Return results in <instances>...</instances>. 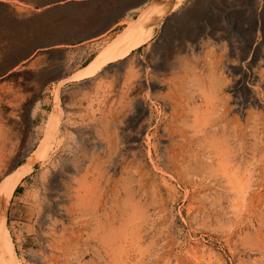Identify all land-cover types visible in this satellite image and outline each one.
Returning <instances> with one entry per match:
<instances>
[{
  "label": "rangeland",
  "instance_id": "374dc122",
  "mask_svg": "<svg viewBox=\"0 0 264 264\" xmlns=\"http://www.w3.org/2000/svg\"><path fill=\"white\" fill-rule=\"evenodd\" d=\"M3 1L0 186L50 149L5 208L19 263L264 264V0H185L93 78L79 75L136 0ZM111 18L95 40L35 50Z\"/></svg>",
  "mask_w": 264,
  "mask_h": 264
},
{
  "label": "bare ground",
  "instance_id": "6f19581e",
  "mask_svg": "<svg viewBox=\"0 0 264 264\" xmlns=\"http://www.w3.org/2000/svg\"><path fill=\"white\" fill-rule=\"evenodd\" d=\"M5 1V0H4ZM3 1V2H4ZM83 0H66L61 1L56 5L58 7H63L66 3H74V2H82ZM185 0H164L157 4H155L153 7H149L148 9L143 10L141 6L146 5V2L140 6L130 8L129 10H135L142 12L141 16L136 21H129L127 24V28L125 31H123L113 42L110 43L109 46L104 48L102 52L85 68L81 71L79 78L84 77H96L98 76L105 68L110 66L111 64L127 60L130 58L134 52L139 50L144 45H149L152 38L153 33L156 27H158L161 22L162 18L165 17V15L169 14L171 10L176 9L179 7ZM5 4V3H4ZM7 4V1H6ZM75 4V3H74ZM253 4V3H252ZM147 6V5H146ZM51 7V6H50ZM48 8V7H47ZM60 9V8H59ZM64 9V8H63ZM69 9V8H68ZM72 9V8H71ZM61 10V9H60ZM65 11V10H64ZM51 12V11H50ZM49 12V13H50ZM61 12V11H60ZM56 13V11H55ZM94 14V13H93ZM69 18V17H68ZM94 18V17H93ZM97 18V17H96ZM256 19V18H255ZM68 20V19H67ZM257 22V21H256ZM259 22V21H258ZM90 23V22H89ZM93 23V22H92ZM256 24V23H255ZM263 24V23H262ZM264 25V24H263ZM254 26V25H253ZM105 34V33H104ZM103 34V35H104ZM21 35V34H20ZM102 36V35H101ZM98 38V37H97ZM95 38V39H97ZM29 39V38H28ZM93 39V40H95ZM92 41V40H91ZM90 42V41H89ZM86 43V42H85ZM57 46V45H55ZM255 47V46H254ZM55 48H59L55 47ZM48 49V48H47ZM255 49V48H254ZM261 49V48H260ZM259 49V50H260ZM46 50V49H45ZM258 50V49H257ZM251 51V50H250ZM255 51V50H254ZM263 51V50H260ZM259 51V52H260ZM251 53V52H250ZM261 53V52H260ZM263 53V52H262ZM261 53V54H262ZM254 54V53H253ZM248 55V54H247ZM253 56L255 60H259V54H254ZM252 56V55H251ZM264 56V55H263ZM242 57H245L242 56ZM143 58V57H142ZM243 59V58H242ZM143 60V59H142ZM236 60V59H235ZM251 60V59H250ZM256 60V61H257ZM145 61V59H144ZM228 62V61H227ZM252 62V61H251ZM229 63V62H228ZM231 63V62H230ZM224 64V63H223ZM251 65V64H249ZM224 66V65H223ZM248 66V65H247ZM246 66V67H247ZM254 66V65H253ZM142 67V66H141ZM148 67V66H147ZM150 67V66H149ZM226 67V66H224ZM144 68V67H143ZM146 69V66H145ZM228 70V68H227ZM231 70V69H230ZM242 70V69H241ZM244 70L247 71V69L244 66ZM253 70V69H252ZM142 71V70H141ZM233 71V69L231 70ZM147 72V71H146ZM152 72V71H151ZM234 72V71H233ZM240 72V71H239ZM246 72L243 71L241 81L237 84L236 90L237 92H240V90L243 88L244 80L246 79ZM151 74V73H150ZM223 74V73H222ZM150 76V75H149ZM230 76V75H229ZM151 77V76H150ZM141 78V77H139ZM228 78V77H227ZM220 79V78H219ZM234 79V78H233ZM249 79V78H248ZM218 80V79H217ZM221 80V79H220ZM223 80V79H222ZM221 80V81H222ZM63 83V81H61ZM152 82V81H151ZM223 82V81H222ZM226 82V81H225ZM150 83V82H149ZM154 84V83H153ZM156 84V83H155ZM221 84V82H220ZM149 85V84H148ZM151 85V84H150ZM225 85V84H224ZM246 85V84H245ZM156 87V86H155ZM245 87V86H244ZM230 88V87H229ZM256 88V87H255ZM254 88V89H255ZM150 89V88H149ZM243 90V89H242ZM235 91V90H234ZM256 91V90H255ZM254 91V92H255ZM152 92V91H151ZM152 94V93H151ZM240 96V94H238ZM241 97V96H240ZM149 98V97H148ZM243 98V97H241ZM246 98V97H245ZM220 99V98H219ZM249 101V100H248ZM247 103V102H246ZM250 103V102H249ZM147 104V103H146ZM229 108V107H227ZM141 111V110H140ZM202 127V126H201ZM52 129L58 130V126L56 121L52 123ZM52 132L54 133L55 131ZM51 132V131H50ZM223 132V131H222ZM52 136V135H51ZM147 137V136H146ZM51 140V139H50ZM49 140V141H50ZM52 142V141H51ZM54 142V140H53ZM78 145V144H77ZM49 148L47 144H44L40 151H38V154L36 157L30 158L28 161V164L19 172H16L15 175L12 177H7L8 181L5 184H2L0 186V249H1V259L0 264H20L17 260V257L15 255V248H13L12 243L9 241L10 237H7V232L5 230L4 226V220L5 217V208L7 207L8 202L11 200L13 194L17 190L18 186L22 182L23 178L28 176L33 171V164L35 160L42 159L45 160L48 157ZM77 153V152H75ZM73 155V154H72ZM66 160V159H65ZM65 164V163H64ZM57 166V164H56ZM55 167V166H53ZM57 168V167H56ZM52 169V168H51ZM60 169V168H59ZM55 171V170H54ZM62 171V170H61ZM50 172V171H49ZM60 172V171H59ZM65 172V171H64ZM63 172V174H65ZM67 172V171H66ZM46 173V172H45ZM60 174V173H58ZM55 176V175H54ZM46 180V179H45ZM53 182V180H52ZM51 182V183H52ZM54 183V182H53ZM52 183V184H53ZM45 186V185H44ZM235 186V185H234ZM47 200V199H46ZM49 200H47L48 202ZM41 202V201H40Z\"/></svg>",
  "mask_w": 264,
  "mask_h": 264
},
{
  "label": "water",
  "instance_id": "95a60500",
  "mask_svg": "<svg viewBox=\"0 0 264 264\" xmlns=\"http://www.w3.org/2000/svg\"><path fill=\"white\" fill-rule=\"evenodd\" d=\"M145 2L146 0H136L129 5V9L140 6ZM0 6H3V8L5 7L4 5H0ZM114 22H115V18H111L101 25L98 26L95 25L93 28H90V25L81 21L79 25H74L72 27H69V30L65 31L66 33L55 31L54 33H51L49 36L38 37L40 38L41 41H39L36 44L35 50L38 49L45 50L55 45L73 46V45L89 42L106 33L113 26Z\"/></svg>",
  "mask_w": 264,
  "mask_h": 264
},
{
  "label": "crops",
  "instance_id": "0c3cea01",
  "mask_svg": "<svg viewBox=\"0 0 264 264\" xmlns=\"http://www.w3.org/2000/svg\"><path fill=\"white\" fill-rule=\"evenodd\" d=\"M135 11V10H134Z\"/></svg>",
  "mask_w": 264,
  "mask_h": 264
}]
</instances>
